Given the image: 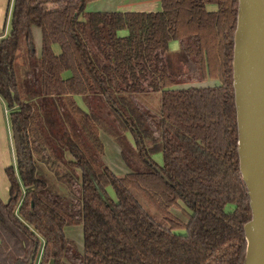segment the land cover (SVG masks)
Returning a JSON list of instances; mask_svg holds the SVG:
<instances>
[{
  "label": "trees",
  "instance_id": "obj_1",
  "mask_svg": "<svg viewBox=\"0 0 264 264\" xmlns=\"http://www.w3.org/2000/svg\"><path fill=\"white\" fill-rule=\"evenodd\" d=\"M92 1L15 0L10 34H0V97L17 165V173L6 169L9 201L0 199V264H245L253 213L234 87L240 0H162L158 13H86ZM172 41L189 62L187 77L220 85L173 89L164 59ZM147 91L161 92L162 115L140 103ZM102 132L123 146L131 173L118 177L105 165ZM157 152L163 166L153 161ZM36 153L69 187L68 199L38 178ZM76 224L83 225L82 254L64 232Z\"/></svg>",
  "mask_w": 264,
  "mask_h": 264
},
{
  "label": "rangeland",
  "instance_id": "obj_2",
  "mask_svg": "<svg viewBox=\"0 0 264 264\" xmlns=\"http://www.w3.org/2000/svg\"><path fill=\"white\" fill-rule=\"evenodd\" d=\"M14 4L15 0H0V31L5 32V35L10 34L11 31V25H12V16L14 11ZM209 10H215L216 6H208ZM39 30V31H38ZM41 32L40 29L35 28V32ZM39 34V33H38ZM119 36H126L128 35V31L125 32H119ZM39 39V35H38ZM38 39L35 40L36 48L41 50V41ZM21 53L23 55L27 56V50H26V43L25 39L21 41ZM54 51L56 54H60V47L58 45L54 46ZM23 55L19 59V63L21 64L23 71L20 75V82L22 86V92L23 94H26L28 90V77H27V68L25 67L24 63V57ZM39 56V53H38ZM166 66L168 69V72L174 79V87L173 89H189V88H198V87H214L219 86L220 81L215 78L203 79V78H189L185 74L187 71H189V62L185 56V54L182 52V49L180 47V43L178 41H172L169 44V51L164 56ZM70 76L69 72H66L63 74V77L66 79ZM140 103L151 112L162 115L163 114V108H162V95L161 92H155V91H147L143 92L139 95ZM75 101L85 110H88L87 102L82 97H75ZM128 144L131 148L135 149V141L131 134H126ZM101 138L104 144V163L106 166H108L114 174H116L118 177H124L125 175L129 174L134 170L133 161L130 163L133 165L130 167V165L125 160L124 156V149L123 146L119 145L113 138L108 136L105 133H101ZM55 151L56 153H62V148L60 145L54 143ZM127 154V151H126ZM48 157V156H47ZM65 157L67 159H71L68 153L65 154ZM153 161L158 166L164 165V158L161 152L155 153L153 156ZM35 159L38 165L37 167V176L39 179L45 181L51 189L56 193L57 195H60L62 197H65L68 199L69 196V187L66 184H63L58 181L53 171L50 169L51 166L48 163H44L43 155L42 154H35ZM13 168L14 171L17 173V165H16V152H15V146H14V140H13V134H12V128L10 124V113L9 109L6 105V103L3 101V99L0 97V199L2 202L7 203L9 201V181L6 175V169ZM55 166H54V169ZM62 172V171H61ZM63 173V172H62ZM18 176V174H17ZM18 178V181L21 186V190H23V186L21 184L20 178ZM107 192L111 199H116V194L113 191L111 187L107 188ZM133 195L136 197L138 202L141 204V206L152 215L157 221L162 220L159 214L154 210V208L148 204V202L145 200L143 196H141L138 192L135 190L132 191ZM176 214L184 215L181 210L174 211ZM65 236L67 239L71 242V246L79 253L84 252V231H83V225L82 224H76L72 226H67L64 230ZM179 233L184 234L185 231L182 230ZM40 263V258L37 262V264ZM67 263V262H66ZM69 264V263H67Z\"/></svg>",
  "mask_w": 264,
  "mask_h": 264
},
{
  "label": "water",
  "instance_id": "obj_3",
  "mask_svg": "<svg viewBox=\"0 0 264 264\" xmlns=\"http://www.w3.org/2000/svg\"><path fill=\"white\" fill-rule=\"evenodd\" d=\"M234 80L240 169L253 213L245 264H264V0H240Z\"/></svg>",
  "mask_w": 264,
  "mask_h": 264
},
{
  "label": "crops",
  "instance_id": "obj_4",
  "mask_svg": "<svg viewBox=\"0 0 264 264\" xmlns=\"http://www.w3.org/2000/svg\"><path fill=\"white\" fill-rule=\"evenodd\" d=\"M161 11L162 0H96L88 3L85 9L86 13H158ZM4 33L0 31V34ZM123 35L122 37L126 36L125 34ZM35 38L41 41L42 50V33L36 31L34 34ZM41 50L37 48L39 55L41 54Z\"/></svg>",
  "mask_w": 264,
  "mask_h": 264
}]
</instances>
